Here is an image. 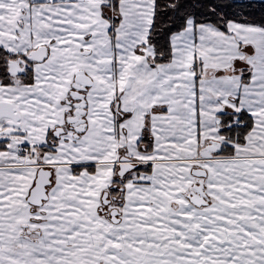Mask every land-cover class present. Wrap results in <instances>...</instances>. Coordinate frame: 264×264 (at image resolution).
<instances>
[{
  "label": "snow or ice",
  "instance_id": "6c2138e0",
  "mask_svg": "<svg viewBox=\"0 0 264 264\" xmlns=\"http://www.w3.org/2000/svg\"><path fill=\"white\" fill-rule=\"evenodd\" d=\"M0 264H264V0H0Z\"/></svg>",
  "mask_w": 264,
  "mask_h": 264
}]
</instances>
